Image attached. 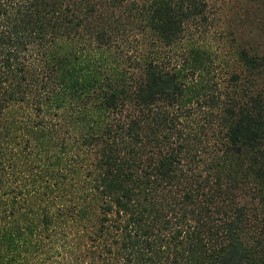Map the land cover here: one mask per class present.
Returning <instances> with one entry per match:
<instances>
[{
	"label": "trees",
	"instance_id": "1",
	"mask_svg": "<svg viewBox=\"0 0 264 264\" xmlns=\"http://www.w3.org/2000/svg\"><path fill=\"white\" fill-rule=\"evenodd\" d=\"M211 2L0 0V264H264V42Z\"/></svg>",
	"mask_w": 264,
	"mask_h": 264
},
{
	"label": "rangeland",
	"instance_id": "2",
	"mask_svg": "<svg viewBox=\"0 0 264 264\" xmlns=\"http://www.w3.org/2000/svg\"><path fill=\"white\" fill-rule=\"evenodd\" d=\"M212 1L210 9H212L215 15V22L211 27L212 31L207 39L215 51H218L221 55L222 53H227L232 42L231 38L227 37V33L230 30L234 32L236 37H244L250 41L258 40L262 47L264 42V25L256 21V18H258L256 14L261 15V12L251 8L247 0ZM248 15L250 16L248 17Z\"/></svg>",
	"mask_w": 264,
	"mask_h": 264
}]
</instances>
